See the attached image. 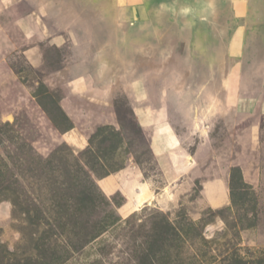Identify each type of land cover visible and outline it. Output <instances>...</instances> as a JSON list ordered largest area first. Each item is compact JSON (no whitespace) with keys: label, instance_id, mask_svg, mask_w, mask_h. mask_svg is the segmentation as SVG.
I'll return each instance as SVG.
<instances>
[{"label":"rangeland","instance_id":"374dc122","mask_svg":"<svg viewBox=\"0 0 264 264\" xmlns=\"http://www.w3.org/2000/svg\"><path fill=\"white\" fill-rule=\"evenodd\" d=\"M52 1L84 14L92 24L94 50L108 44L107 54L101 56L107 59L108 77L95 83L107 92L104 96L71 93L65 70L59 73L68 47L26 39L17 20L41 12L49 0H0V170L10 176L13 188L0 194L4 264H40L50 253L63 259L52 264H90L100 259L102 248L108 252L102 264H121L133 249L131 229L144 235L162 215L179 235L180 248L169 251L171 264H264V117L258 147L238 156L240 166L228 169L229 204L208 208L201 201V183L229 167L239 147L232 127L218 114L202 115L200 109L197 92L214 93L221 87L218 68L211 64L216 53L211 52L206 64L201 46L191 44L176 21L162 15H153V30L142 34L137 31L141 23L120 26L126 18L110 21L91 0ZM238 7L254 12L225 19L231 23L226 56L237 51L233 43L240 38L231 39L233 31L237 29L238 35L243 31L240 27H247L243 52L235 58L241 62L244 58L246 68L250 61L264 58V45L250 28L264 23V16L258 0H242L227 8L233 12ZM33 45H39L44 58L40 67H33L25 56ZM231 66L228 63L227 70ZM232 77L229 83L239 84V75ZM251 82L259 86L264 79ZM139 103L164 106L171 118L164 124L172 123L176 144L194 157L189 160L191 168L186 164L179 192L175 188L179 181L173 189L165 183L149 136L137 125L134 108ZM203 104L211 108L214 103L206 99ZM128 166L139 170L141 182L147 185L144 196H153L135 212H130L132 200L123 192L105 191L108 177L120 175ZM100 195L109 206L81 217L79 207L87 204L83 197ZM104 215L109 216L108 228L73 251L83 233V220L92 223ZM141 239L138 236L137 243Z\"/></svg>","mask_w":264,"mask_h":264},{"label":"crops","instance_id":"0c3cea01","mask_svg":"<svg viewBox=\"0 0 264 264\" xmlns=\"http://www.w3.org/2000/svg\"><path fill=\"white\" fill-rule=\"evenodd\" d=\"M52 2L49 0L48 7L43 8L42 13L36 11L17 20L18 24H22L24 27L26 39L28 38L35 43L44 42L56 48L68 47V54L62 61L59 73L65 70L70 92L78 96H84L89 92L104 96L107 89L95 87V83L97 81L104 82L108 77L107 59L101 57L107 54L108 44H103L100 50L97 48L94 50L92 24L85 19L84 14L71 6L68 7L64 4L61 6L57 1ZM99 14L105 15V13ZM240 28L243 31L236 35L240 40L233 43L235 46L231 43L235 49L237 48V51L228 52L229 57L226 56V48L221 51L219 48L216 50L209 44L203 43V41L198 43L201 46L200 50L203 56H206L204 59L206 64L210 63L207 58L213 52L216 53L213 57L214 62L211 64L217 66V73L221 81V87L214 93L207 89H200L197 92L198 97H201L199 101L201 102L202 115L207 112L218 114L227 126L233 128L232 137L235 144L239 145L232 164L225 170L221 169L220 174L214 178L204 180L201 183V201L208 208H221L229 204L228 169L230 166H240L237 163L238 156L248 150H255L260 143V119L264 117V84L260 83L259 86H255L256 84L254 85L251 81L254 79L256 81L259 78L264 79V58L250 61L246 68H244V58H242V62L235 59L240 56L245 46L243 37L247 27ZM250 28L254 37L259 38L264 45V37H260L259 31L254 27L251 26ZM39 48V45H33L25 51V56L33 67H40L44 63ZM142 53L144 56L146 55L145 45H143ZM94 57L96 62L93 61ZM228 63L233 65L229 70L226 67ZM243 68L244 72H241L240 70ZM237 75H239V84L232 86L229 79ZM145 95L144 93L143 96ZM206 99L214 103L211 108L203 104ZM138 101L140 102L139 98ZM186 108L187 113H189V107L186 106ZM166 111L164 106H152L144 103H139L134 108L139 126L149 136L151 152L163 174L165 183L173 189V185L179 181L175 186L179 192L185 183L183 178L187 172L186 164L190 166L188 168H191L189 160H193L194 157H190V153L186 149L178 147L176 144L175 141L179 140L173 131L172 123L164 124L166 120L171 119ZM188 117L189 115H187ZM191 123L193 127V120ZM235 129L237 130L235 131ZM203 142L207 141L204 140ZM243 174H245L244 170ZM140 176L139 170L128 166L120 175L108 177L111 178L115 186L109 195L116 191L123 192L128 201L132 200L130 212H135L139 206H143L145 202L146 204L149 203L153 198L151 195L144 196L147 185L141 182ZM106 179L100 180L99 184Z\"/></svg>","mask_w":264,"mask_h":264},{"label":"water","instance_id":"95a60500","mask_svg":"<svg viewBox=\"0 0 264 264\" xmlns=\"http://www.w3.org/2000/svg\"><path fill=\"white\" fill-rule=\"evenodd\" d=\"M94 4L100 6L99 11H104L110 21L114 17L126 18L120 26L128 24L141 23L138 32L145 34L146 31H151V18L155 16H165L168 21L175 20L178 27L188 38L189 41L195 43L209 44L216 50L221 51L225 47V38L231 23L226 22V18L233 16L239 18L244 15H253L254 9L238 7L230 11L227 7L231 3H240L242 0H91ZM96 1V2H95ZM130 1V5H127ZM264 16V0H258ZM108 2L106 4H99ZM128 6L127 9L123 6ZM155 13V14H154ZM244 14V15H243ZM146 17L148 18L146 20ZM155 20V17H154ZM109 21V20H108ZM113 22V21H112ZM127 27L129 30L130 27ZM259 33L264 37V23L253 25ZM237 30V29H236ZM236 30L233 31L231 39L236 36ZM132 33V32H130ZM129 33V34H130ZM129 38V35L127 34ZM235 38V37H234ZM232 41V40H230ZM212 48V49H214Z\"/></svg>","mask_w":264,"mask_h":264},{"label":"trees","instance_id":"16d2710c","mask_svg":"<svg viewBox=\"0 0 264 264\" xmlns=\"http://www.w3.org/2000/svg\"><path fill=\"white\" fill-rule=\"evenodd\" d=\"M132 115L134 116L133 112ZM135 117V116H134ZM136 120V119H135ZM137 122V120H136ZM137 125L139 126L138 122ZM141 129V127L139 126ZM142 130V129H141ZM6 171L0 170V194L4 192H12V183L10 182V176L6 174ZM234 176H232L233 179ZM109 179V178H108ZM110 185L105 186L106 194H111L114 189V183L109 179ZM230 193V190H229ZM100 197V198H99ZM97 198H92L88 196L83 197V202L87 204H82L79 207V214L81 217H88L90 215H96L98 209L105 208L109 206V202L105 196L100 195ZM121 206V204H118ZM108 215H104L100 220H95L92 223H89L88 220H83L81 230L83 231L82 235L78 237L75 241V245L72 247L73 251H78L83 249L85 245L96 239L100 233L104 232L108 226ZM128 222V219H126ZM141 236V240L137 243V237ZM179 235L171 227L165 216H161L159 223L154 224L151 230L144 235L139 234L138 231H132L130 233L129 241H132L133 249L127 253L125 262L121 264H171L174 263L170 259L169 251L171 249L178 250L179 246ZM176 243L174 244V242ZM178 243V244H177ZM135 248V249H134ZM107 251V250H106ZM104 248L99 250L100 259L96 260L90 264H102L105 257L108 256ZM54 253H50V257L47 260L42 261L40 264H52V263H61L63 259L61 257H56ZM1 257V256H0ZM65 258V257H64ZM124 260V258H122ZM176 263V262H175ZM0 264H4V258H0ZM176 264H183L176 263ZM185 264V263H184Z\"/></svg>","mask_w":264,"mask_h":264}]
</instances>
